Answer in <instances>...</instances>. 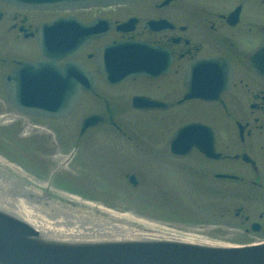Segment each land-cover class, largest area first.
<instances>
[{"label":"flooded vegetation","instance_id":"1","mask_svg":"<svg viewBox=\"0 0 264 264\" xmlns=\"http://www.w3.org/2000/svg\"><path fill=\"white\" fill-rule=\"evenodd\" d=\"M0 35L31 53L10 64L0 55L2 82L19 60L43 57L39 39H50L61 67L75 60L96 78L76 106L91 97L84 117L98 114L122 132L116 119L130 111L161 115L176 126L163 153L194 161L190 170L212 181L211 192L237 200L244 230L264 234V0H0ZM192 122L213 131L212 157L196 147L182 158L166 151Z\"/></svg>","mask_w":264,"mask_h":264},{"label":"rangeland","instance_id":"2","mask_svg":"<svg viewBox=\"0 0 264 264\" xmlns=\"http://www.w3.org/2000/svg\"><path fill=\"white\" fill-rule=\"evenodd\" d=\"M15 41L12 36L0 35V55L7 56L8 61L15 55L31 54L19 39ZM6 68L0 64V115L14 118L0 117V169L5 173L11 170L25 182H21L23 187L31 185L48 199L59 201L63 196L73 207L110 210L124 214L125 219L196 233L205 241L245 244L264 239L262 232L249 233L241 226L234 215L237 200L220 188L211 192L210 179L198 180L190 170L194 161L172 160L163 153L167 136L176 126L165 127L161 115L130 111L116 119L122 132L102 123L81 135V121L87 113L84 108L93 102L91 97L85 96L64 118L21 115L1 96ZM25 121L43 128L34 127L30 136H22ZM131 173L140 181L137 187L128 181ZM194 182L207 188L198 190ZM220 186L224 190L227 185Z\"/></svg>","mask_w":264,"mask_h":264},{"label":"water","instance_id":"3","mask_svg":"<svg viewBox=\"0 0 264 264\" xmlns=\"http://www.w3.org/2000/svg\"><path fill=\"white\" fill-rule=\"evenodd\" d=\"M55 71L66 79L56 78ZM93 81L91 72L82 64L71 61L60 68L56 59L46 56L15 67L6 75L4 88L10 104L19 112L60 118L74 110L81 88H90ZM102 120L97 115L86 117L81 132ZM195 145L212 156L214 134L205 125L190 123L173 133L166 149L183 157ZM129 182L136 186L139 181L135 174H130ZM97 236H49L22 217L0 208V264H264V242L225 245L160 236L126 239Z\"/></svg>","mask_w":264,"mask_h":264},{"label":"bare ground","instance_id":"4","mask_svg":"<svg viewBox=\"0 0 264 264\" xmlns=\"http://www.w3.org/2000/svg\"><path fill=\"white\" fill-rule=\"evenodd\" d=\"M25 61H29V60H19L16 63V65H20L22 62ZM36 61L37 60L33 61V63H35ZM6 75L3 76V79L6 77ZM93 83L94 86L92 85ZM95 83L96 81L89 83V85L91 84L90 88L82 87L81 91L82 89H86L93 92V90L95 89ZM21 115L27 117L32 116V115H27L25 113H22ZM0 117H5L9 119L14 118L11 115L7 116L5 114L0 115ZM32 117H36V116H32ZM82 122L83 119L81 121V125ZM24 123H25L23 126L24 128L22 129L23 131L20 132L22 136L29 135L32 132H34L36 129L43 128L42 126L39 125H33L32 121L30 122L25 121ZM187 124L190 123L183 124L180 127ZM180 127H178L177 129H179ZM36 132H40V131L37 130ZM86 132L87 131H84V134ZM46 158L44 159L46 160ZM4 171H6L4 168L0 169V208L8 212L9 211L13 212L17 216L22 217L24 220H26L31 225H33L37 230H39L40 232L46 235L53 237L69 236V237L92 238V237H96V234H98L97 237L113 238V239L160 236L168 239L173 238V239L191 240V241L197 240L205 243L223 244L222 242H211V241L201 240L203 237L200 235H196V233L185 232L164 226H156L153 224H147L145 222L141 223V221L139 220L134 221L133 219L132 220L125 219L123 217L124 214L122 215L117 214L116 212H112L110 210L103 211L97 208H94V210H91L89 208L88 210L87 209L85 210L83 208L73 207L74 204L73 206L67 204L63 200V198H65L63 196H59L60 197L59 201L53 199V197L51 199H48L44 194H42L43 192L41 193L40 191L34 189L31 185L28 188L23 187V184H21L22 181L17 179L12 174L13 172L11 170L10 172L7 171L6 173ZM8 175L16 178L17 181L18 180L19 181L17 182L15 180H12L11 179L12 177L10 178V176ZM22 183L25 182L23 181ZM138 183H140V181ZM69 198L75 199L74 196H71ZM263 242L264 241L247 242L244 245H256ZM224 244H229V243H224Z\"/></svg>","mask_w":264,"mask_h":264}]
</instances>
